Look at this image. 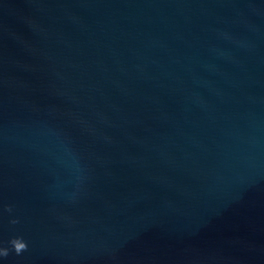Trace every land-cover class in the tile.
Here are the masks:
<instances>
[{
  "label": "water",
  "instance_id": "95a60500",
  "mask_svg": "<svg viewBox=\"0 0 264 264\" xmlns=\"http://www.w3.org/2000/svg\"><path fill=\"white\" fill-rule=\"evenodd\" d=\"M0 249L264 264V0H0Z\"/></svg>",
  "mask_w": 264,
  "mask_h": 264
},
{
  "label": "clouds",
  "instance_id": "9594fccd",
  "mask_svg": "<svg viewBox=\"0 0 264 264\" xmlns=\"http://www.w3.org/2000/svg\"><path fill=\"white\" fill-rule=\"evenodd\" d=\"M8 211H11L9 208ZM15 223V221H14ZM14 248L17 255L22 254L27 250V243L22 240V238H15L10 242ZM9 255L8 249H0V256L7 257Z\"/></svg>",
  "mask_w": 264,
  "mask_h": 264
}]
</instances>
